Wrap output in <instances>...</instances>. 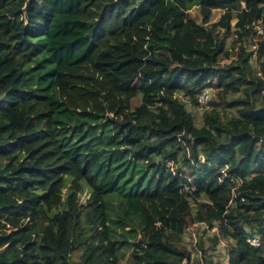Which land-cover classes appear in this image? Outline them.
I'll return each instance as SVG.
<instances>
[{
    "label": "trees",
    "instance_id": "16d2710c",
    "mask_svg": "<svg viewBox=\"0 0 264 264\" xmlns=\"http://www.w3.org/2000/svg\"><path fill=\"white\" fill-rule=\"evenodd\" d=\"M257 24L264 0H0V264H202L200 225L204 264L224 239L264 264Z\"/></svg>",
    "mask_w": 264,
    "mask_h": 264
},
{
    "label": "rangeland",
    "instance_id": "374dc122",
    "mask_svg": "<svg viewBox=\"0 0 264 264\" xmlns=\"http://www.w3.org/2000/svg\"><path fill=\"white\" fill-rule=\"evenodd\" d=\"M222 13H223V11H221V10L213 11L212 21H217L220 18ZM190 14H191V17L193 19H195L197 22H199V23L202 22V18L200 16V13H199L197 8L192 9ZM235 22H236V20H233V23H235ZM257 39L258 38L255 36L247 39L244 43L245 49L249 52L252 51L253 45H254L255 41H257ZM229 41L231 43L232 39L230 38ZM253 64L256 67H259V64L256 61V58L253 59ZM215 97H216V93H215V90L212 88L210 91V98H209L207 104L206 103L202 104L205 107L194 108L190 104L187 105V108L193 114L195 121H196V124L198 126L202 125L204 109L209 107L208 106L209 101H211ZM139 102H140L139 99L134 100L135 105L139 104ZM203 230H204L203 225H200L199 227L195 226V227L191 228L190 230H188L183 237L184 244H186L188 246V248L192 251L193 259L195 261H201L202 264H204V261H203L204 258L202 257L201 251L196 247V243L200 237H206V236H210L213 234V230L206 233V234ZM214 231H216V229ZM229 241L230 240H227V239L222 240V242L216 247V249L211 251L213 253V260L216 264H226L228 262L227 244ZM79 256H80L79 252H76L74 254V258L76 260H78Z\"/></svg>",
    "mask_w": 264,
    "mask_h": 264
},
{
    "label": "built area",
    "instance_id": "2783aa9c",
    "mask_svg": "<svg viewBox=\"0 0 264 264\" xmlns=\"http://www.w3.org/2000/svg\"><path fill=\"white\" fill-rule=\"evenodd\" d=\"M256 30H257V33L258 34H263L264 33V30H263V27L261 24H257L255 26ZM258 49V44L257 43H254L253 45V52H254V56H256V51ZM210 89L208 90H205L200 96H199V103L202 105V104H207L209 98H210ZM251 244L254 245V246H258L260 245V240L258 238H252L251 239Z\"/></svg>",
    "mask_w": 264,
    "mask_h": 264
}]
</instances>
